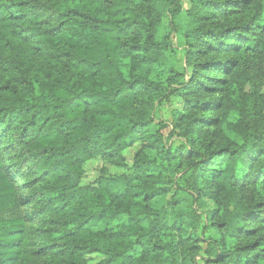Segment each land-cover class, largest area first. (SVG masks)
<instances>
[{
  "label": "trees",
  "instance_id": "1",
  "mask_svg": "<svg viewBox=\"0 0 264 264\" xmlns=\"http://www.w3.org/2000/svg\"><path fill=\"white\" fill-rule=\"evenodd\" d=\"M180 2L0 0V264H264V0Z\"/></svg>",
  "mask_w": 264,
  "mask_h": 264
},
{
  "label": "rangeland",
  "instance_id": "2",
  "mask_svg": "<svg viewBox=\"0 0 264 264\" xmlns=\"http://www.w3.org/2000/svg\"><path fill=\"white\" fill-rule=\"evenodd\" d=\"M190 0H181L180 2V16H184L187 12V10L190 8ZM196 21V20H195ZM194 20H191L192 25H190L189 27H196L197 23ZM188 21L186 20V25H187ZM185 25V24H184ZM188 28V27H186ZM172 42L175 48L174 51V62H175V66L178 70H181L182 67L186 66V59H185V55L183 54V48H184V44L183 41L180 40L178 35L173 34L172 35ZM253 69H256V76H257V83H261L262 82V87L260 89V91H264V59H261L260 61L254 62L253 64ZM187 73H190V69L187 67ZM162 77H164L162 75ZM251 91V86L249 84H247L245 86V92H250ZM182 101L179 97L177 96H171L168 100H166L163 104L161 109L157 110V114L160 115V118L162 120H164V122L166 124H171V119L172 116L175 115L176 112L180 111L182 109ZM168 128L164 129V133L167 134L168 133ZM166 146L168 147L169 144H173L174 146L179 145V142L177 141L176 137H172L170 140L166 139ZM139 144L133 145L132 147L126 149L124 151V155H125V159H126V164L127 166L125 168H116V167H112L109 166L108 164L104 163L99 157H96L94 159H91L89 161H87L84 164V174L83 177L81 179V183L82 184H86V183H90L93 180H95L97 177H99L101 175L102 169L104 166H106L107 168V175L110 176H115L117 174H121V173H127L131 171V165H132V158L135 154V152L138 150L139 148ZM213 204L211 201H209L208 199H203L202 200V205L198 206V210L199 212L203 213L205 210L207 209H212ZM20 213L24 214L27 210H26V206L25 207H20L19 208ZM21 214V215H22ZM194 238H200L202 239L200 242H198L199 246L201 249H204L206 244H207V239L214 236L215 238L218 237V235L215 233V231L213 229L207 228L204 229V220L202 219V222L200 223V225L197 227L196 231L193 233ZM102 256L99 254H92L91 255V259H90V263H94L95 261H98ZM196 261L198 264H202L203 261L200 258V256L196 257Z\"/></svg>",
  "mask_w": 264,
  "mask_h": 264
}]
</instances>
